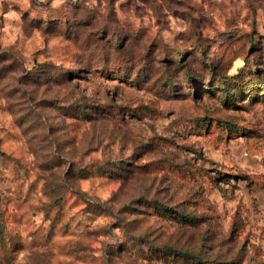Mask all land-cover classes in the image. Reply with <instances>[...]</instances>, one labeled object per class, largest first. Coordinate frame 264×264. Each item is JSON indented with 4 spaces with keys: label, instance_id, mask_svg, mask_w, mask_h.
<instances>
[{
    "label": "rangeland",
    "instance_id": "374dc122",
    "mask_svg": "<svg viewBox=\"0 0 264 264\" xmlns=\"http://www.w3.org/2000/svg\"><path fill=\"white\" fill-rule=\"evenodd\" d=\"M0 264H264V0H0Z\"/></svg>",
    "mask_w": 264,
    "mask_h": 264
},
{
    "label": "trees",
    "instance_id": "16d2710c",
    "mask_svg": "<svg viewBox=\"0 0 264 264\" xmlns=\"http://www.w3.org/2000/svg\"><path fill=\"white\" fill-rule=\"evenodd\" d=\"M192 219V218H191Z\"/></svg>",
    "mask_w": 264,
    "mask_h": 264
}]
</instances>
